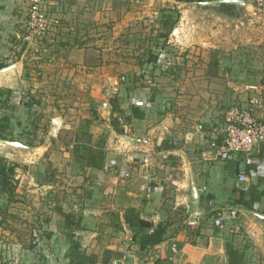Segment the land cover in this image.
Segmentation results:
<instances>
[{
	"label": "crops",
	"instance_id": "1",
	"mask_svg": "<svg viewBox=\"0 0 264 264\" xmlns=\"http://www.w3.org/2000/svg\"><path fill=\"white\" fill-rule=\"evenodd\" d=\"M30 5L31 0H0L2 39L7 25L13 31L8 32L10 40L21 36L18 28L21 24L25 27L27 21L21 14ZM244 5L245 11L248 10L245 18L238 15L229 18L223 13L220 16L223 18H211L210 11L203 14L205 18H181L171 37L199 39L200 44L177 49L174 55L172 68L175 72H184L185 80L181 83L187 88L186 96L167 99L158 94L157 113H154L156 101L142 104L135 96L129 110L125 105L121 109L128 118L130 110L137 107L146 117L133 119L125 133L116 132L111 125L113 108L107 96L90 95L101 113L98 120L93 118V124L111 128L103 137L105 167L97 170L88 164L89 174L80 182L85 183L82 188L73 189L63 198V205L49 210L50 232L66 246L64 255L69 264L73 242L80 244L82 253L95 255L98 264H110L116 259L120 264H139L149 258L152 261L149 264H155L156 260L166 263L171 258L173 264H218L209 263L206 260L209 256L229 264L227 240L230 234H240V231L235 243L243 244L246 254L250 252L264 260V196L251 208L243 204L244 200L250 201L252 190L264 191V145L256 148L253 164L247 166L241 155L220 158L211 133L224 121L230 105H225L227 98L241 107L248 106L254 97L264 98V16H257L248 0ZM187 23L193 24V30ZM225 51L229 53L224 54ZM222 54L229 56L228 59L234 56L229 61L233 64L242 61L240 65H226L238 76H232L226 84L222 80L225 85L219 84L218 79L217 83L210 79L212 71L222 70V61L216 64ZM159 55L157 62L165 57V54ZM7 66L0 64V93L11 91L12 87L6 83L16 82L24 65L17 62ZM200 71L207 77L194 78L193 73ZM211 86H225V90ZM2 100L0 97L1 104ZM164 101L167 106H161ZM153 116L157 121L152 123ZM255 116L264 123V110ZM155 164L156 174L149 173L150 168H156ZM146 172L151 174L149 187L144 181L143 185L140 183ZM241 173L247 174L249 181L241 182ZM130 209L137 210L142 219L157 226L167 225L164 242L141 250L133 240L134 231L126 223ZM231 210L237 212L235 219L231 217ZM195 212L200 213V218L193 224ZM219 214L224 216L221 231L213 225ZM210 216L213 221L209 220ZM173 246L177 247L175 254ZM203 246L206 250L199 248ZM220 247L224 248L223 254L218 253Z\"/></svg>",
	"mask_w": 264,
	"mask_h": 264
},
{
	"label": "rangeland",
	"instance_id": "2",
	"mask_svg": "<svg viewBox=\"0 0 264 264\" xmlns=\"http://www.w3.org/2000/svg\"><path fill=\"white\" fill-rule=\"evenodd\" d=\"M244 1L44 0L43 12L50 25L46 35L30 44L24 36L25 23L18 28L21 36L12 41L8 32L13 31L9 25L5 27L3 39L0 35V64L21 62L24 66L16 82L6 83L12 87L8 104L12 110L0 104V264H69L64 255L66 246L50 232L49 210L63 205V198L85 184L80 182L89 174L87 149L105 150L103 137L111 128L93 124L95 115L100 118L101 113L90 95H106L114 110L123 105L129 110L133 98L138 97L142 104L153 100L154 113L158 94L167 99L184 98V72L172 68L174 55L177 49L199 47V39L171 37L165 16L178 17L177 23L181 18H205L207 11L211 18H223L222 13L245 18L248 10ZM29 11L27 7L21 18L28 19ZM187 25L193 28V24ZM160 53L165 57L153 61ZM224 54L216 61H222V70L215 69L210 76L219 84L238 76L226 65L242 62L233 64L229 61L234 56L228 59ZM193 74L194 78L207 77L201 71ZM211 88L225 90V86ZM231 102L228 98L225 101L226 106L230 104L227 110L236 105ZM161 106H167L166 102ZM120 119L123 130L132 123L127 122L126 113ZM155 120L153 116L151 122ZM3 166L7 168L5 175ZM155 166L149 173L156 174ZM146 173L140 183L147 186L151 174ZM209 220L213 221L212 216ZM213 225L217 227L215 221ZM230 235L226 251L237 248L245 264H264L263 259L246 254L243 244L235 243L241 231ZM220 249L218 253L223 254L224 248ZM143 260L139 264L152 262L150 258ZM206 260L223 264L219 257Z\"/></svg>",
	"mask_w": 264,
	"mask_h": 264
},
{
	"label": "built area",
	"instance_id": "3",
	"mask_svg": "<svg viewBox=\"0 0 264 264\" xmlns=\"http://www.w3.org/2000/svg\"><path fill=\"white\" fill-rule=\"evenodd\" d=\"M255 8V14L264 16V0H251ZM44 0H31L30 14L26 21V41L32 42L34 38L43 37L50 30L48 19L43 12ZM264 110V98L254 97L249 101L248 106H231L225 113L222 124L212 129L214 138L213 146L217 149L220 158H227L231 155H241L247 166L253 164V153L256 148L264 145V123L255 116L256 112ZM120 121L122 119L119 118ZM147 179V177L145 178ZM241 182L249 181L245 173L239 174ZM231 217L235 219L237 212L231 210ZM200 218V213L192 215L195 221ZM195 222V223H194ZM218 228H224V216L219 214L215 219ZM173 254L177 253V247L173 246ZM172 258L170 259V261ZM110 264H120L119 260H113Z\"/></svg>",
	"mask_w": 264,
	"mask_h": 264
},
{
	"label": "trees",
	"instance_id": "4",
	"mask_svg": "<svg viewBox=\"0 0 264 264\" xmlns=\"http://www.w3.org/2000/svg\"><path fill=\"white\" fill-rule=\"evenodd\" d=\"M165 18H169V21H167L166 24L167 27L170 26V31L168 33H171V31L175 28L179 18L172 15L165 16ZM165 37H168V34H166ZM153 61L157 62L158 59L154 57ZM11 95H12L11 91H7V92L4 91L0 93V97L1 99H3L2 100L3 107L4 108L8 107L7 109L9 110H12V107L9 106L11 102L10 100ZM124 113H125L124 110H122L121 108L115 107L114 110L113 107V117L111 119V125L113 126L115 131L120 134H123L124 130L122 128L123 125H121L119 121V118H121L124 115ZM115 114L116 115L119 114V116H114ZM145 117L146 115L142 110H140L137 107H133L131 109V116L127 118V122L130 123L133 119L143 120L145 119ZM95 119L98 120V117L96 115H95ZM87 153H88L87 155L88 164L91 167L97 170L104 169L106 163V155L103 150H101L100 148H97L95 150L88 148ZM6 170H7L6 166H3L2 173L4 175L6 173ZM13 172L14 171L11 170V173ZM3 183L6 184V186L8 185L7 179L4 176H3ZM263 196H264V191L261 193L258 192L256 193L254 192V190H252L251 200L246 202L244 200L243 204L247 208H251L252 205L260 201ZM63 215L66 217L67 220L69 219L68 216H66L65 214ZM126 223L134 231L133 240L135 243H137L140 246L141 250L145 251L154 248L160 245L161 243H163L165 240V235L167 233V225L161 224L157 226L151 221L144 220L141 218L140 213L137 210L134 209L128 210L126 215ZM80 248L81 246L78 242H73L69 254V257L71 258L70 261L71 264H74V262L76 261L77 264H98V259L95 255L88 256L82 253ZM227 255L229 257V264H245L243 261L244 255L232 247L228 249ZM155 264H172V263L169 261L165 263L164 261L156 260Z\"/></svg>",
	"mask_w": 264,
	"mask_h": 264
},
{
	"label": "water",
	"instance_id": "5",
	"mask_svg": "<svg viewBox=\"0 0 264 264\" xmlns=\"http://www.w3.org/2000/svg\"><path fill=\"white\" fill-rule=\"evenodd\" d=\"M12 144H15L16 145V143H12Z\"/></svg>",
	"mask_w": 264,
	"mask_h": 264
}]
</instances>
